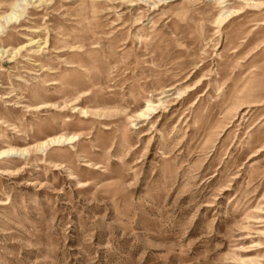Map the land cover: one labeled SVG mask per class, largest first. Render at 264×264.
Returning <instances> with one entry per match:
<instances>
[{"label": "rangeland", "instance_id": "374dc122", "mask_svg": "<svg viewBox=\"0 0 264 264\" xmlns=\"http://www.w3.org/2000/svg\"><path fill=\"white\" fill-rule=\"evenodd\" d=\"M0 264H264V0H0Z\"/></svg>", "mask_w": 264, "mask_h": 264}, {"label": "bare ground", "instance_id": "6f19581e", "mask_svg": "<svg viewBox=\"0 0 264 264\" xmlns=\"http://www.w3.org/2000/svg\"><path fill=\"white\" fill-rule=\"evenodd\" d=\"M222 20H223V17H221V18H220V21H218V22H221ZM55 143H58V141H57V140H53V141L51 142V144H55ZM4 154H5V153H2L1 156L4 155Z\"/></svg>", "mask_w": 264, "mask_h": 264}]
</instances>
